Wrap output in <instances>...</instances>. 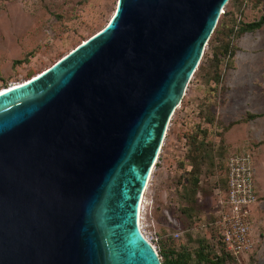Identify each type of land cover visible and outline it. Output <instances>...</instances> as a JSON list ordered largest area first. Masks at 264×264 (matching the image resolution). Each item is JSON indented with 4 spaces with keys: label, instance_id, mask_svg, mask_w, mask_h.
<instances>
[{
    "label": "water",
    "instance_id": "95a60500",
    "mask_svg": "<svg viewBox=\"0 0 264 264\" xmlns=\"http://www.w3.org/2000/svg\"><path fill=\"white\" fill-rule=\"evenodd\" d=\"M230 0H117L108 23L0 93V264H162L140 203Z\"/></svg>",
    "mask_w": 264,
    "mask_h": 264
},
{
    "label": "rangeland",
    "instance_id": "374dc122",
    "mask_svg": "<svg viewBox=\"0 0 264 264\" xmlns=\"http://www.w3.org/2000/svg\"><path fill=\"white\" fill-rule=\"evenodd\" d=\"M242 1L247 2L241 3L239 13L227 8L231 12L224 23L229 27L236 20L250 23L264 15V0ZM116 4L117 0H0V90L35 77L102 29ZM210 44L200 61L206 69L213 52ZM234 47L232 62L220 57L217 85L206 79L208 74L199 79L194 73L189 82L145 189L140 229L157 252L171 245L192 250L198 240H205L217 253H230L215 226L219 231L221 208L227 206L224 168L230 157L244 153L250 156L258 200L250 214V248L239 262L230 254L236 264H264V116L243 121L249 113H264V26L234 40ZM209 112L213 125L205 119ZM196 130L207 131L206 141L220 157H214L213 165L209 158L198 163L197 194L187 202L181 198L192 169L187 155H200L187 146V135Z\"/></svg>",
    "mask_w": 264,
    "mask_h": 264
},
{
    "label": "trees",
    "instance_id": "16d2710c",
    "mask_svg": "<svg viewBox=\"0 0 264 264\" xmlns=\"http://www.w3.org/2000/svg\"><path fill=\"white\" fill-rule=\"evenodd\" d=\"M242 0H230L228 4L224 7V12L221 14L217 26L213 32L214 37L210 39L211 41L210 47L212 52V56L209 60L210 68L206 69L204 66L199 64L196 70V76L201 79L203 76L210 78L209 80L213 81L216 85L219 83L220 73H219V63L221 62L220 57H228V61L232 62L234 53L236 48L234 47V40L239 38L245 33L256 31L264 26V15H261L258 20L250 22V23H242L240 20H236L232 27L228 26V23H224V18L231 12L228 11V7L231 6L232 10L237 9V13L240 12V7L242 4ZM242 3V4H241ZM212 34V35H213ZM212 38V36H211ZM215 43H218L216 46ZM16 64L19 62L16 61ZM201 63V62H200ZM230 65H232L230 63ZM206 71V73H204ZM31 76L30 78H32ZM29 78V79H30ZM28 80V79H27ZM264 113L261 114H247L243 121H250L256 118L263 117ZM205 119L208 124L213 125L214 119L213 115L209 112ZM206 130H199L195 132L193 135H187V146L193 152H197L200 154L199 156L196 154H188L187 159L191 161V171L188 173V184L185 187L184 193H182L181 198L186 200L187 202L194 201V197L197 194V188L200 181V170L198 167V163L203 161L205 158L210 159V164L213 165L214 157L217 159L220 151H214V147L211 142L206 141ZM240 154V153H237ZM220 157V155H219ZM227 169L224 168L223 176L226 175ZM224 192L227 190V181L226 178L223 181ZM187 211V209H183ZM182 210V211H183ZM218 232V227L215 226ZM221 241V240H220ZM158 255L161 259L162 264H236L234 261V257L222 250L220 253H217L208 242L205 240H198L197 247L194 249H189L187 245H171L168 248H161L158 250Z\"/></svg>",
    "mask_w": 264,
    "mask_h": 264
},
{
    "label": "built area",
    "instance_id": "2783aa9c",
    "mask_svg": "<svg viewBox=\"0 0 264 264\" xmlns=\"http://www.w3.org/2000/svg\"><path fill=\"white\" fill-rule=\"evenodd\" d=\"M226 169L228 207L221 208L219 233L228 252L239 262L241 254L251 246L250 233L253 223L250 214L257 203L258 195L249 155H233L228 160Z\"/></svg>",
    "mask_w": 264,
    "mask_h": 264
},
{
    "label": "bare ground",
    "instance_id": "6f19581e",
    "mask_svg": "<svg viewBox=\"0 0 264 264\" xmlns=\"http://www.w3.org/2000/svg\"><path fill=\"white\" fill-rule=\"evenodd\" d=\"M40 74V73H39ZM37 76V75H36ZM18 85H21V84H17V85H13V86H11V87H9V88H12V87H16V86H18ZM9 88H7V89H9ZM7 89H2V90H0V93H3L5 90H7ZM149 181V180H148ZM145 192V191H144ZM144 195V194H143ZM142 201H143V197H142V200H141V203H140V211H141V205H142ZM139 226H140V212H139Z\"/></svg>",
    "mask_w": 264,
    "mask_h": 264
}]
</instances>
